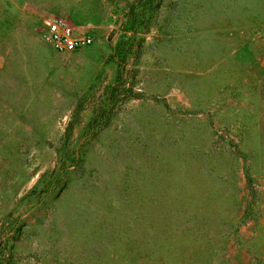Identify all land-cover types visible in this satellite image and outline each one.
<instances>
[{
	"label": "rangeland",
	"instance_id": "374dc122",
	"mask_svg": "<svg viewBox=\"0 0 264 264\" xmlns=\"http://www.w3.org/2000/svg\"><path fill=\"white\" fill-rule=\"evenodd\" d=\"M0 264H264V0H0Z\"/></svg>",
	"mask_w": 264,
	"mask_h": 264
},
{
	"label": "built area",
	"instance_id": "2783aa9c",
	"mask_svg": "<svg viewBox=\"0 0 264 264\" xmlns=\"http://www.w3.org/2000/svg\"><path fill=\"white\" fill-rule=\"evenodd\" d=\"M42 38L57 52H70L91 45V37L65 23L59 16H46L38 21Z\"/></svg>",
	"mask_w": 264,
	"mask_h": 264
}]
</instances>
